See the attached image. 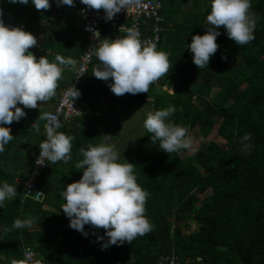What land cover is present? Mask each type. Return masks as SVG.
<instances>
[{
    "label": "trees",
    "instance_id": "trees-1",
    "mask_svg": "<svg viewBox=\"0 0 264 264\" xmlns=\"http://www.w3.org/2000/svg\"><path fill=\"white\" fill-rule=\"evenodd\" d=\"M162 2L159 49L168 53L172 66L148 93L126 95L131 102L150 97L152 111L174 106L170 119L189 130L197 127L204 137L217 125V139L201 142L183 156L180 150L160 149L145 129L129 162L136 165L137 182L150 192L145 214L153 229L131 244L104 248L105 229L86 224V237L69 226L62 208L66 184L82 175L83 170L75 167L83 158L80 149L103 141L99 126L111 114L101 105L100 89L105 82L112 92L111 78L105 81L92 73L101 63L96 55L79 88L81 115L58 129L75 137L72 159L47 162L37 180L43 192L40 200L24 197L23 186L16 181L26 175L39 151L45 122L40 113L53 106L73 79V66H64L56 94L45 101L49 108H24L27 115L9 125L14 138L0 153V181L16 185L17 195L0 208V264H26L25 247L35 251L29 264H155L159 255L172 250L181 259L193 258L195 264H264V0L251 4L257 21L255 39L236 45L219 26V48L202 69L194 64L187 45L194 34L206 32L211 0H192L187 7L184 0ZM77 5L78 0L74 6L62 4L68 20L58 22L50 8L38 10L31 0L28 4L0 0L6 24L34 34L44 22L41 32L49 41L39 47V55L50 61L60 54L77 62L83 51L82 22L71 14ZM102 29L104 39L114 37L106 25ZM247 133L250 139H244ZM29 217L34 220L31 227L12 229L14 219ZM185 227L191 230L185 232Z\"/></svg>",
    "mask_w": 264,
    "mask_h": 264
},
{
    "label": "clouds",
    "instance_id": "clouds-1",
    "mask_svg": "<svg viewBox=\"0 0 264 264\" xmlns=\"http://www.w3.org/2000/svg\"><path fill=\"white\" fill-rule=\"evenodd\" d=\"M11 2L28 4L29 0ZM130 2L81 0L89 8L103 9L106 20H111ZM31 3L38 10L51 7L50 0H31ZM58 3L74 6V0H58ZM251 4L252 0H211L206 32L194 34L187 45L198 68L208 67L211 56L219 48V26L226 28L227 36L236 45H245L255 39L257 21ZM2 15L3 10L0 9V153L5 152L6 145L14 138L9 125L27 115L24 108H37L41 104L38 102L52 98L58 82L63 78L64 66L76 64L73 58L60 54L53 61L43 55L37 58L29 51L37 45V37L21 26L6 24ZM140 36L138 29L129 28L125 36L104 39L96 49L95 55L101 63L92 73L105 81L111 78L109 87L118 96L148 93L150 85L168 73L172 66L168 53L159 50L155 42L142 41ZM80 94V90L73 85L72 98ZM175 111L174 106L155 111L145 109L143 119L144 128L151 134V141L167 153L192 149L189 129L170 119ZM39 119L47 123L46 139L38 145V163L69 162L75 137L57 131L62 123L56 114L43 112ZM250 138L251 133L244 137ZM80 152L83 158L75 167L83 170L82 175L79 180L66 184L62 193L65 199L62 208L69 218V226L86 237V224L105 229L108 239L102 244L104 248L125 242L131 244L138 236L150 232L153 224L145 214L150 192L137 182L136 165L123 157L112 135L104 134L100 144H89ZM16 195V185L0 181V208ZM33 223L31 217L16 218L12 229L31 227ZM98 239L103 240V236Z\"/></svg>",
    "mask_w": 264,
    "mask_h": 264
},
{
    "label": "built area",
    "instance_id": "built-area-1",
    "mask_svg": "<svg viewBox=\"0 0 264 264\" xmlns=\"http://www.w3.org/2000/svg\"><path fill=\"white\" fill-rule=\"evenodd\" d=\"M75 10L82 22V29L86 35V41L78 61L72 67L74 74L73 79L60 92L53 106L46 110V112L56 114L60 118L61 123L67 122L82 113L81 106L77 102V97L72 98L71 91L73 85L79 89L86 78L96 49L100 42L104 40L103 26L106 25L111 32L114 33L113 39L125 36L129 28H136L141 34L140 38L142 41L155 42L158 49L161 40V32L163 30L162 22L164 21V16L162 14V0H131L126 8L116 13L111 20L105 19L103 9L96 10L89 8L81 3V0H78V5ZM46 123L45 121L41 129L43 133L42 141L46 139ZM39 155L40 149L35 154L32 166L27 171L26 175L16 179V181L23 186L24 197H30L35 200H40L43 196L42 190L38 187L37 180L42 170H44L47 165V161H45L44 164L38 163L40 161ZM23 255L24 262L29 264L35 258V251L29 247H25ZM196 260L198 261L200 258ZM155 264H195V261L190 257L181 259L172 250L169 253L159 255Z\"/></svg>",
    "mask_w": 264,
    "mask_h": 264
},
{
    "label": "crops",
    "instance_id": "crops-1",
    "mask_svg": "<svg viewBox=\"0 0 264 264\" xmlns=\"http://www.w3.org/2000/svg\"><path fill=\"white\" fill-rule=\"evenodd\" d=\"M51 11L56 5H60L58 0H50ZM75 10V9H74ZM76 11V10H75ZM62 12V6H61ZM64 14V13H63ZM67 16L66 14H64ZM68 17V16H67ZM68 18L60 22H66ZM41 26H44V22H40ZM37 37L38 52L39 47L44 44L46 37H42L41 31L34 32ZM43 41V43H41ZM100 89L101 86H100ZM102 100L104 99L101 93ZM101 100V105H102ZM104 109H109L111 114L107 116L99 126V129L104 134L112 135V140L117 144L118 149L124 158H130L134 148L140 141L145 128L143 126V119L145 117V109L152 110V105L145 100L131 102L128 95H116L111 91L106 92ZM140 108V109H139Z\"/></svg>",
    "mask_w": 264,
    "mask_h": 264
},
{
    "label": "rangeland",
    "instance_id": "rangeland-1",
    "mask_svg": "<svg viewBox=\"0 0 264 264\" xmlns=\"http://www.w3.org/2000/svg\"><path fill=\"white\" fill-rule=\"evenodd\" d=\"M191 3H192V0H184V5H185V7L189 6ZM71 14H73L74 16H78L75 10H72V11H71ZM179 17L182 18V17H183V14L181 13ZM43 29H44V26H41V25H38V26H37V30H38V31H42ZM157 81H158V80H157ZM157 81H155V82H157ZM101 88H102V89H101V91H102V95H103V97H104L103 100H102V98H101V100H102V105L105 106V105H104V104H106V103H104V102L106 101V100H105V96H106V92L108 91V88H107V85H106L105 82H103V83L101 84ZM163 89H165V90L167 89V91L172 92V91H170L171 89H170L169 87H167V86H164ZM103 101H104V102H103ZM146 101L152 105V99H151L150 97H147V98H146ZM40 103H41V104H40ZM38 104H40V105L38 106L39 108H44V109L49 108V104H48L47 102H38ZM216 128H217V125H216V126L214 127V129H213V130H212L207 136H205V137H204V136H201V135L199 134V131H198L197 127L193 128V129H190V130H189V135H190V137H191V139H192V149H196V148L201 144V142L208 141V140H210V139H212V138H216V139H217ZM192 149L180 150V154L183 155V156L190 155V154H192V152H193ZM131 156H132V155H131ZM131 156H130V158H131ZM126 158H127V156H126ZM126 158H125V159H126ZM130 158H128V159H126V160L129 161ZM189 230H191L190 227H185V228H184V231H185V232H187V231H189Z\"/></svg>",
    "mask_w": 264,
    "mask_h": 264
},
{
    "label": "water",
    "instance_id": "water-1",
    "mask_svg": "<svg viewBox=\"0 0 264 264\" xmlns=\"http://www.w3.org/2000/svg\"><path fill=\"white\" fill-rule=\"evenodd\" d=\"M61 6H62V4L56 5L55 8H53L52 11H51L52 19L54 21L60 22V21H62L64 19V17L68 18L67 16H65L61 12ZM42 35H43L42 37H45L44 34H42ZM45 41L48 42L49 39H46ZM41 43H43V41ZM29 51H31L37 58H39L41 56V55H39L38 46L37 45H35L32 48H30Z\"/></svg>",
    "mask_w": 264,
    "mask_h": 264
}]
</instances>
